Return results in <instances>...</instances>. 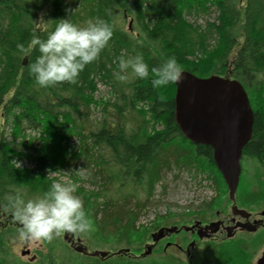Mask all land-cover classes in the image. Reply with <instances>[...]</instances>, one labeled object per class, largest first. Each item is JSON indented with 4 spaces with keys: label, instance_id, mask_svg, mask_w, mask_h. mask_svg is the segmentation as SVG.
Listing matches in <instances>:
<instances>
[{
    "label": "trees",
    "instance_id": "obj_1",
    "mask_svg": "<svg viewBox=\"0 0 264 264\" xmlns=\"http://www.w3.org/2000/svg\"><path fill=\"white\" fill-rule=\"evenodd\" d=\"M213 8L217 15L203 25L186 19L190 14L207 17ZM42 9L47 19L43 23L52 27L56 18L69 14L67 18L76 24L100 18L112 28L107 46L85 65L75 83L36 86L28 65L39 52L33 48L25 56L16 47L28 42ZM128 16L133 24L125 29L122 23ZM137 53L150 70L174 56L182 70L197 76L226 74L239 80L254 113L242 157L253 158L260 170L264 168V0H0V108L12 134L10 141L3 137L0 141V203L16 188L28 196L39 194L50 183L49 170L82 160L91 179L101 181L97 190L79 186L76 193L97 227L94 234L114 236V247L105 258L78 254L58 240L60 246L51 254L56 262L49 254L42 255L40 263L20 262L6 253L18 238V222L11 212L0 209L4 220L0 264H68L75 253L90 264H145V256L131 257L119 247L146 240L149 229L138 225V217L168 158L208 172L225 187L211 147L188 140L175 122L174 82L153 87L150 77L141 79L130 72L126 81L114 78L116 58ZM100 84L109 95L96 97ZM94 110L100 116L86 126ZM27 130L39 133V147L24 140ZM17 137L21 142L16 145ZM73 138L76 147L70 144ZM24 159L34 160V167L17 164ZM242 184L241 172L237 191ZM107 185L114 188L113 194ZM244 190L243 202L264 205V174L257 172L254 185H244ZM132 198L138 210L128 207ZM214 250L205 264L223 254L218 247ZM245 251H232L227 263L221 264H245L249 253Z\"/></svg>",
    "mask_w": 264,
    "mask_h": 264
},
{
    "label": "rangeland",
    "instance_id": "obj_2",
    "mask_svg": "<svg viewBox=\"0 0 264 264\" xmlns=\"http://www.w3.org/2000/svg\"><path fill=\"white\" fill-rule=\"evenodd\" d=\"M211 10L212 13L207 17L190 14L186 15V19L190 22L203 25L206 19H213L217 15V11L214 8ZM44 14L45 10L42 9L38 13V18L44 16ZM38 18L36 19V25L38 23H43V21H37ZM122 24L126 29L129 25L131 26L133 24V21L131 17L128 16ZM132 30L134 29L132 28ZM99 89L100 90L96 92V97L107 96L108 90L105 86L100 84ZM5 98H7V96ZM99 116V112L94 110L90 118L86 121V126H89L93 122L92 120L98 118ZM8 123L9 122L6 121L5 117H3L2 109L0 108V141L2 137L7 141L12 139L11 126ZM25 136L26 137L24 140H32L31 146L33 148L39 147L41 139L39 138L38 132L27 130L25 132ZM19 142H21V137H17L14 143L17 145ZM75 143V139L73 138L70 141V144L71 146L76 147ZM33 148H31L30 151L33 152ZM167 163L168 166L165 165V167L162 169L161 178L154 184L152 194L147 199L146 204L141 209V213L138 217V225L145 226L149 229L146 240L141 241L138 239L136 243H140L139 245L133 243L128 247L123 245L119 247V249L123 247L128 248V252H130L131 257L140 255L144 251L145 246L152 242L150 234L157 231L164 225L170 226L175 224L180 226L181 224L191 223L193 219L205 218L204 220L207 221L212 219L214 220L216 218V211L224 210V213L229 211L230 202L227 197L226 185L224 187V185H222L218 180L214 181L212 175L208 174L206 171L197 170L195 166L183 165L179 162H176L173 158H168ZM240 163L244 178V185L252 187L254 185L256 173L260 172V174H264V168L262 167V172L255 159L246 156L241 157ZM17 164L27 167H34V160L30 161L28 159H24L22 161H18ZM48 176L51 178L63 177L64 179H70L78 183L80 187L89 191L97 190V185L99 186L101 181L100 179L94 178L96 180L95 182L94 179H91L89 169L85 167V161L82 160L77 161L76 163L67 164L65 167H57L56 169L49 170ZM244 185L242 184V186L239 188L240 190H236L235 202L241 208L251 210L253 214H257L261 210H264V205L245 203L240 199V195H242V193L245 191ZM107 188L109 189V194L114 193V188H111L110 185H107ZM138 188L139 187H137V189ZM237 195L239 196L238 200ZM143 198L144 195H141L140 200L142 201ZM135 202L136 200L132 198L128 204V207L138 210V207H136L134 204ZM2 221L4 222V220L0 218V223ZM182 221H184V223H181ZM96 228L97 227L91 223V229L87 233L62 232L59 236H54V241H49V243H46V241L43 240H21L18 237L9 244V246L6 248V253L8 258H14L16 261L20 262L27 261L31 263H40L42 255L48 256L49 254L56 262L55 256L51 254H54L53 250L55 247H57V245L60 246L58 240L66 243V245L69 247H72L71 249L74 252H76L73 249L74 246L79 245V243L86 246L89 251H111V247L113 246L111 244H113L112 242L114 241V236L110 235L109 238H100L94 234ZM77 238L80 239V242H77ZM191 239L192 237L190 236L189 240H187V242H185L182 246H188V242ZM251 239H253L250 243V246L252 247V244L254 245V242L257 241V239L253 236V234L248 233H243L242 236L236 235L230 240L225 239L223 241H218L219 239H216L215 241H208L205 239L197 240V244L193 249H190L188 255L185 250L177 251L172 248L164 252L162 249V241V243H159L154 247L149 255L144 257L145 264H156L161 262L165 263L166 261H171V259L174 261V264H178L179 262L183 264H205V262H207V260H209L211 257L213 251H215L214 248L216 247H218L220 252H223V254L219 255L218 259L214 260V263L212 264H215V262L217 264H221V262L224 260H226L227 263V259L232 257V251L234 253L245 251V249L240 248L237 244H242L243 241L245 243ZM134 247L138 249L134 250ZM26 249L29 250V253L22 254V251ZM249 249L251 248L249 247L248 250ZM76 253L82 254L80 252ZM75 254L70 256L71 262L69 259L66 260L68 264H90L88 259L78 257ZM257 254L258 252L251 254L249 257L247 255L249 261L247 260L245 264H255ZM33 256L34 259L31 261L30 258ZM95 257L105 258L106 256Z\"/></svg>",
    "mask_w": 264,
    "mask_h": 264
},
{
    "label": "clouds",
    "instance_id": "obj_3",
    "mask_svg": "<svg viewBox=\"0 0 264 264\" xmlns=\"http://www.w3.org/2000/svg\"><path fill=\"white\" fill-rule=\"evenodd\" d=\"M68 15L56 18L54 27L38 23L28 42L16 46L25 56L33 48L39 52L28 65L36 86L48 87L62 81L75 83L85 65L98 57L112 36L111 26L100 18L76 24ZM45 20L41 16L37 21ZM115 63L117 70L113 75L119 81H126L129 72L141 79L150 77L153 87L181 79L182 69L174 56L166 57L151 70L139 53L119 56ZM49 180L48 187L39 194L28 196L25 190L16 188L0 203V209L11 212L18 222L21 240L51 241L62 232L87 233L91 229L83 200L76 193L78 183L63 177Z\"/></svg>",
    "mask_w": 264,
    "mask_h": 264
},
{
    "label": "water",
    "instance_id": "obj_4",
    "mask_svg": "<svg viewBox=\"0 0 264 264\" xmlns=\"http://www.w3.org/2000/svg\"><path fill=\"white\" fill-rule=\"evenodd\" d=\"M174 84V119L177 126L188 140L211 147L213 162L226 184L228 198L233 203L232 213L247 217L249 213L234 204L241 173L240 159L243 147L251 137L254 118L245 88L239 80L228 76L211 74L200 77L188 70H182L181 79L174 81ZM218 224L211 222L205 229L209 230V234L214 233ZM238 225L248 230L254 229L251 223H237L228 229L232 230ZM174 230L176 226L162 227L151 233L152 242L145 246L140 255H149L165 232ZM198 234L202 237V234ZM229 235L232 233L228 232ZM77 242H80L79 238ZM73 249L91 256L107 255L102 250L88 251L81 243ZM123 251L128 252L129 249L124 248ZM27 253L28 249L22 251V254ZM256 264H264V250Z\"/></svg>",
    "mask_w": 264,
    "mask_h": 264
},
{
    "label": "flooded vegetation",
    "instance_id": "obj_5",
    "mask_svg": "<svg viewBox=\"0 0 264 264\" xmlns=\"http://www.w3.org/2000/svg\"><path fill=\"white\" fill-rule=\"evenodd\" d=\"M226 76V74H224ZM232 202L230 201L229 205V211L224 213V210L222 211H216L215 216L216 218L213 220H204L203 219H193V221L189 224H181L180 226L178 225H164L163 228L166 227H172L176 226V230L173 232H165L164 236L157 242V244L162 243V249L164 252L168 251V249H174L177 251H182L185 250V252L188 253L190 252V249H193L195 245L197 244V240H208V241H215L216 239H219L218 241H223L225 239H232L236 235L242 236L243 233H248V234H253V236L257 239V241L254 242V245L252 244V247L250 246V243L253 239L248 240L242 244H237L238 246H241L242 249H245L248 257L251 254H255L258 252V254L255 256L256 260L255 263L257 262L258 258L261 256L263 250H264V210H261L257 214H253L251 210L244 209L246 210L249 215L247 217H242L238 214H233L232 213ZM238 208H241L236 202L234 203ZM211 222H218V227L217 230L214 233L209 234V230L205 229V227L211 223ZM255 222V223H253ZM181 223H184L182 221ZM237 223H251L253 224V230H248L245 227H240L239 225L232 230H229L231 226H235ZM228 232H231L232 235L228 236ZM202 234V237H199V234ZM207 234V235H205ZM190 236L192 239L188 242V246L184 247L182 246L187 240H189ZM202 242V241H201ZM156 244V245H157ZM155 245V246H156ZM154 246V247H155ZM251 248L248 250V248ZM254 249V250H253ZM249 261V260H248ZM250 264V263H247Z\"/></svg>",
    "mask_w": 264,
    "mask_h": 264
},
{
    "label": "bare ground",
    "instance_id": "obj_6",
    "mask_svg": "<svg viewBox=\"0 0 264 264\" xmlns=\"http://www.w3.org/2000/svg\"><path fill=\"white\" fill-rule=\"evenodd\" d=\"M247 157V156H246Z\"/></svg>",
    "mask_w": 264,
    "mask_h": 264
}]
</instances>
